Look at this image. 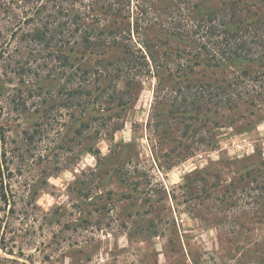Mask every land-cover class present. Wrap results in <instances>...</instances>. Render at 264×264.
Listing matches in <instances>:
<instances>
[{"label": "rangeland", "instance_id": "obj_1", "mask_svg": "<svg viewBox=\"0 0 264 264\" xmlns=\"http://www.w3.org/2000/svg\"><path fill=\"white\" fill-rule=\"evenodd\" d=\"M99 2L108 3L83 0L75 8L97 12ZM10 6L20 18L32 7L23 1ZM130 6L133 23H155L153 11L144 16L138 11L152 6L149 0H131ZM13 29L2 14L0 264H264V199L242 196L237 208L219 201L245 166L264 161V97L259 96L264 82L250 84L244 95L254 106L220 109L218 120L225 124L215 149L202 147L177 161L171 153L175 144L148 127L154 75L143 78V87L134 92L138 99L118 111L122 118L109 122V131L76 139L69 131L75 119L97 114L65 107L70 101L59 90L103 82L95 83L98 75L90 82L70 79L74 71L58 60L59 41L14 39ZM228 70L231 76L234 68ZM113 126L122 129L113 133ZM174 127V138L181 140V126ZM91 146L100 150L103 164L88 151ZM198 172L208 175L194 181ZM217 175L221 188H213Z\"/></svg>", "mask_w": 264, "mask_h": 264}, {"label": "trees", "instance_id": "obj_2", "mask_svg": "<svg viewBox=\"0 0 264 264\" xmlns=\"http://www.w3.org/2000/svg\"><path fill=\"white\" fill-rule=\"evenodd\" d=\"M1 1L0 16L4 14L13 23L14 39L20 36L41 45L59 41L58 60L63 68L74 71L70 79L90 82L98 75L95 83L103 82L95 88L67 85L59 90L70 101L65 107H82L83 113L97 114L91 118L80 114V119H75L69 131L76 139L109 131V122L121 119L120 112L138 99L134 92L143 87V78L154 75L157 84L148 127L163 142L175 144L171 149L175 160H186L202 147L215 149L219 145L217 131L225 124L224 119L218 120L220 109L235 111L241 106H254L244 95L250 93V84L264 82V0H149L152 6L138 11L143 16L153 11L157 17L154 24L145 25L141 19L132 22L131 0L99 2L97 12L76 9L75 3L83 0ZM21 1L32 6L24 11L23 18L10 6ZM65 2L74 3L65 7ZM133 34L138 35L136 44L142 48L134 43ZM94 58L97 64H93ZM238 63L247 66L238 70ZM229 68H234L231 76ZM123 80L125 87L119 89ZM259 96L262 101L264 93ZM230 122L234 126L237 120ZM175 125L181 126V140L174 138ZM121 129L113 126V133ZM88 151L97 156L99 164L106 160L99 157L100 150L95 147ZM207 175L198 172L194 181ZM216 179L213 188H221L218 175ZM194 183L192 180L188 188ZM242 196L264 199V161L245 166L241 177L225 188L219 201L237 208Z\"/></svg>", "mask_w": 264, "mask_h": 264}]
</instances>
